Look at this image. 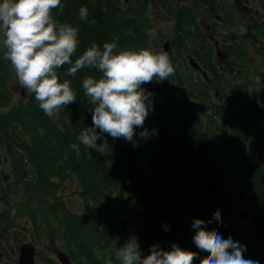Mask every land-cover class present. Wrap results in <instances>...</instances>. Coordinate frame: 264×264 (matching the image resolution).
I'll use <instances>...</instances> for the list:
<instances>
[{
  "label": "trees",
  "instance_id": "16d2710c",
  "mask_svg": "<svg viewBox=\"0 0 264 264\" xmlns=\"http://www.w3.org/2000/svg\"><path fill=\"white\" fill-rule=\"evenodd\" d=\"M129 1L130 7L123 9L122 0H61L64 8L62 13L55 10L57 20L79 26L77 56L93 43L102 47L117 41L120 49L138 50L170 40L171 49L166 52L175 63L187 66L186 54H190L200 69H189L185 75L175 69L169 80L143 85L154 94L153 109L143 127L135 129L133 141L105 133L97 144L106 140L107 146L93 150L79 140L81 130L92 126L94 107L84 95L82 80L101 74L84 69L74 78L68 77L63 75L65 65L60 69L61 80L71 81L77 92L74 103L61 108L52 119L39 108L32 93L20 110L11 109L0 129V164L9 165L7 175H0V218L12 220L15 208L42 237L55 226L75 264H109V260L119 264L115 248L131 236L137 237L142 257L150 254L153 245L170 250L177 244L197 252L193 264H200L205 254L194 244L197 230L192 224L201 219L208 230L246 246V259L264 264V168L253 158L255 152H264V120L256 113L263 98L255 89L253 72H248L259 67V57L263 59L264 50L258 44L264 38V21H249V11L245 13L237 0H154L174 20L171 35L157 31L154 42L147 33L153 22L146 0ZM81 7L88 9L87 20L79 17ZM212 8L216 16L222 14L223 23L213 21ZM259 9L264 11V0ZM234 13L240 15L247 33L227 26ZM221 29L227 32L217 31ZM250 45L260 53L249 52ZM154 46L162 51L159 44ZM218 50L220 56L214 59ZM1 55L0 101L6 104L10 101L5 89L9 65ZM229 95L235 97L231 102L226 100ZM144 129L149 132L147 138L140 136ZM185 153L196 154L198 172L204 171V178L215 182L218 192L213 207L191 197L186 187L179 188L185 170L174 156ZM69 176L80 182L81 213L72 211L53 192ZM226 176L253 206L244 224L238 221ZM163 178L168 179L166 185ZM20 193L23 198L17 206L14 198ZM217 212L219 221L214 219ZM108 249H112L111 257L106 254Z\"/></svg>",
  "mask_w": 264,
  "mask_h": 264
},
{
  "label": "clouds",
  "instance_id": "9594fccd",
  "mask_svg": "<svg viewBox=\"0 0 264 264\" xmlns=\"http://www.w3.org/2000/svg\"><path fill=\"white\" fill-rule=\"evenodd\" d=\"M63 8L61 0H0L3 59L10 62L19 86L34 93L39 108L49 117L77 98L71 81L61 80L60 69L67 65L63 75L73 78L84 69L96 70L99 77L87 75L82 80L84 95L94 107L92 126L80 132L81 144L93 150L107 146L106 140L97 144L105 133L132 141L135 129L143 127L153 109L154 94L143 85L169 80L175 74L169 53L154 48L120 49L113 41L102 47L93 43L77 56L79 26L57 20L55 10L62 13ZM79 17L87 20V7L80 8ZM148 135L147 129L140 133L142 138ZM214 219H221L218 212ZM192 227L197 230L194 244L205 254L200 264H259L244 257L246 246L208 230L205 221L195 219ZM106 254L111 257L112 249ZM114 255L119 264H193L199 254L177 244L170 250L153 245L150 254L142 257L137 237L131 236L123 246H116Z\"/></svg>",
  "mask_w": 264,
  "mask_h": 264
},
{
  "label": "rangeland",
  "instance_id": "374dc122",
  "mask_svg": "<svg viewBox=\"0 0 264 264\" xmlns=\"http://www.w3.org/2000/svg\"><path fill=\"white\" fill-rule=\"evenodd\" d=\"M152 1L154 0H146V4L147 6V11L150 15V18L153 22V26L147 30V33H149L150 35V39L152 41L155 42V40L157 39V31L159 34V31L164 35V36H170L171 32L173 30V24H174V20L172 19V17L170 16H166L163 14L162 10L159 8H156V6H154V4L152 3ZM230 1V0H228ZM239 1V5L242 8H245V13L247 11H249L248 14H246L249 18V21H259V20H263L264 21V11L260 8V3L262 0H237V2ZM215 2V1H214ZM213 2V3H214ZM121 7L123 9H127L128 7H130L131 2L129 0H122L121 2ZM247 9V10H246ZM214 8H212L210 11V15H212V19L213 21L216 20L219 23H223L220 18L222 16V14H219V16H216V11H213ZM161 11V12H160ZM232 23H229L230 29L232 31H239V32H245L247 33L248 29L243 26L240 22V15H237L234 13L233 15V20L231 21ZM218 32L221 33H226L227 30H217ZM0 39H3L2 33H0ZM168 48L167 50H164V46L163 43H153L152 42V46L153 48L157 51V46H154L155 44H159V48L162 51H168L170 47V40H168ZM261 47V52L264 50V38L262 39V41L258 44ZM163 46V47H162ZM217 46H214L215 48ZM256 46L255 45H250L249 46V52L252 50H255V52H252L254 54H259L260 52L256 50ZM217 53V55H216ZM2 54V55H1ZM0 55L3 57V49H0ZM191 56L190 54H186L187 57V66H180L177 63H175L174 59L170 57L175 69H181V73L182 75H185V73L187 72V70L189 69H193V66L191 65L188 57ZM218 56H220V50L216 51L214 53V59L217 58ZM263 59L259 57V59L261 60V64L259 65V67L256 65L255 68H257V70L254 68H250V70L248 72H253V78L254 81L256 82V86L255 89L258 93V95L260 97L263 98V100H260V105H262L261 107H259V111H256L258 117L263 118L264 120V54H263ZM6 61V60H5ZM7 64L9 66H7L9 68V74H8V79H7V93H8V98H10V101L8 103H3V101H0V129L1 127H4L5 122L7 121L8 117L10 116L11 113V109L14 108L15 111L20 110L25 101L27 100V97L30 96L32 93L28 92L25 89H22L19 86L17 77L15 76V72L14 69L12 68L11 64L9 61H6ZM193 80L195 79V77L192 78ZM177 80V79H175ZM190 82V81H189ZM194 83V82H192ZM187 85V83H186ZM3 97H5L3 95ZM235 97H233L232 95H229L226 100L228 102H231ZM2 98H0L1 100ZM217 103H219V100H216ZM220 104V103H219ZM21 106V107H20ZM17 109V110H16ZM12 111V112H15ZM4 115V116H2ZM52 119H56L57 118V112L51 116ZM263 127H264V122H263ZM2 135V134H1ZM2 141L4 142V135L1 136ZM125 140V139H124ZM126 141V140H125ZM133 141V140H132ZM132 141H126L131 143ZM3 147L0 146V150H2ZM184 153V152H183ZM255 162L257 163V165H260L262 168H264V152H255V154L253 155ZM175 159L180 158L181 160V165L182 168L185 170V179H184V183L181 184V186L179 187L181 190L183 188H187V192L190 194L191 197H198L200 199V201L204 202V203H209L210 206L213 207L214 205V201H215V196L217 194V190H215V186L214 187H209L206 188L205 186V191L204 193L200 194L201 192L194 189V187L192 185H190L188 182L191 179L195 180L194 185H198L200 187H203V183H211L208 180H204V177H201L200 174H193V171L197 170L198 168L195 167L194 162L197 161L199 158L197 157V155L195 154L194 156H187L186 153L182 154V155H175L174 156ZM0 175L4 176L7 175L6 173L9 172V165L7 162H2L0 164ZM196 172V171H195ZM161 175V173H160ZM7 178V177H6ZM159 180L161 179V177H157ZM227 180L229 181L230 185H231V190L234 193L235 196V201H236V215L238 217V221L242 224L245 223V221L248 219V217L251 215V212L253 211V206L249 203V201H247L246 195L244 194V192H242L239 189H236V187L232 184V181L229 179V176H226ZM8 179V178H7ZM168 179H164L163 181L165 183V185L168 183L167 182ZM56 181V180H55ZM11 188H13L11 186ZM53 192L56 195V198H60L64 201V203L74 212L77 213H81L82 212V200H81V186H80V182L78 181V179L74 176H69L67 179L59 182L58 186L53 189ZM198 195H202V197L198 196ZM23 198V194L20 193L18 194L15 198H14V202L17 204V206L20 204V201ZM12 222L14 224L13 226V231L15 233H19L20 237L16 243L17 248L24 244V243H29V241H32L33 243L36 244V250L37 253L35 255V264H46V262H48V260L46 259L48 256L53 258L56 262V255L53 252V247H56L57 249H63L66 251V243H65V239L63 237V234L61 231L55 229V226H53L49 232V234H47L46 236L41 237V240H36L35 238H33V235L31 232H33L32 229V223L31 220L26 216L23 215L21 216L19 214V211L17 213L16 209L14 208L12 211ZM24 228H26V230H24ZM25 233V236L24 234ZM129 239V238H128ZM127 239V240H128ZM15 247V246H14ZM16 249V247H15ZM1 252V251H0ZM6 260V259H5Z\"/></svg>",
  "mask_w": 264,
  "mask_h": 264
},
{
  "label": "flooded vegetation",
  "instance_id": "af4514ba",
  "mask_svg": "<svg viewBox=\"0 0 264 264\" xmlns=\"http://www.w3.org/2000/svg\"><path fill=\"white\" fill-rule=\"evenodd\" d=\"M214 1L215 0H213V2ZM156 8H158V7H156ZM159 10H160V8H159ZM5 89L7 90V87ZM195 171H193V174L194 173L200 174L201 177H204V172L201 174V172H198V170H195ZM184 179H185V176H184ZM204 180H206V179H204ZM188 183L194 187L196 192H197V190L200 191L201 192L200 194L206 192L205 186H206V188L211 187L208 185L209 183H203V187H200L198 185H194V183H195L194 179H191ZM198 196H200V195H198ZM200 197H202V195ZM1 201H3V200L0 198V208L2 207ZM8 207H10V204L8 205ZM13 226H14V224H13L12 220H4V219L0 218V251H1L0 252V264H17L18 263L19 250H20L21 245L17 248L16 243L20 237V234L15 233L13 231ZM24 230H26V228H24ZM31 233L33 235V238H35L36 240H41L40 238L42 236H39L37 232H34V230H33V232H31ZM23 234L25 236V233H23ZM29 243L34 245V248H35L34 258H35V255L37 253L36 244L33 243L32 241H29ZM14 246L16 247V249ZM60 250H63V249H59V248L57 249L56 247H53V252L55 253L56 259L58 262H56L53 258L48 256L46 258L48 260V262H46V264H62L61 261L57 258V252ZM63 251L67 254L68 258L71 261V264H75L73 262V260L70 258L67 250L66 251L63 250ZM34 264H35V259H34Z\"/></svg>",
  "mask_w": 264,
  "mask_h": 264
},
{
  "label": "water",
  "instance_id": "95a60500",
  "mask_svg": "<svg viewBox=\"0 0 264 264\" xmlns=\"http://www.w3.org/2000/svg\"><path fill=\"white\" fill-rule=\"evenodd\" d=\"M168 43H169L168 40H165L163 42L164 50H167ZM189 61L194 68H197V69L200 68L199 64L192 57L189 58ZM204 77H205V75H204ZM211 185H214V183H212ZM34 254H35L34 245H32L31 243L22 244L20 247V250H19V257H18V263L17 264H34ZM57 257L61 261L62 264H71V261L67 257L65 252L58 251Z\"/></svg>",
  "mask_w": 264,
  "mask_h": 264
}]
</instances>
